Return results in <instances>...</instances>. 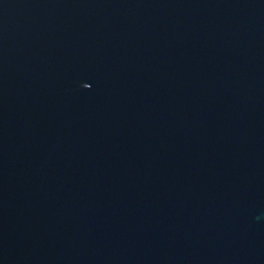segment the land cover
Masks as SVG:
<instances>
[{
    "label": "water",
    "instance_id": "95a60500",
    "mask_svg": "<svg viewBox=\"0 0 264 264\" xmlns=\"http://www.w3.org/2000/svg\"><path fill=\"white\" fill-rule=\"evenodd\" d=\"M0 264H264V0H0Z\"/></svg>",
    "mask_w": 264,
    "mask_h": 264
}]
</instances>
